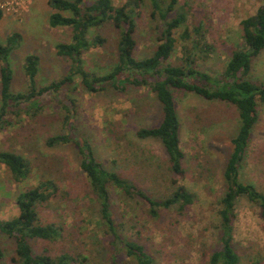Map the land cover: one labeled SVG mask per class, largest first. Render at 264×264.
I'll return each mask as SVG.
<instances>
[{
	"label": "rangeland",
	"instance_id": "1",
	"mask_svg": "<svg viewBox=\"0 0 264 264\" xmlns=\"http://www.w3.org/2000/svg\"><path fill=\"white\" fill-rule=\"evenodd\" d=\"M126 1L113 0V3L119 6ZM263 4L264 0H178L170 17L185 13L187 21L175 30L176 49L168 62L182 64L183 46L191 47L192 41L184 42L181 35L187 27L191 36L200 37L196 32L200 28L205 34L201 44L206 42L211 49L210 52L194 49L196 65L213 76L222 77L233 51L244 47L242 21L254 15ZM0 7L4 10L0 43L8 45L15 33L21 36L8 55L13 73L12 91H28L29 81L23 65L29 54L40 57V70L35 79L38 86L69 73L71 59L58 55L56 45L72 41L73 28L50 25L49 17L54 9L49 0H0ZM153 10L151 0H142L136 9L138 58L151 56L159 44L163 20ZM119 34L110 23L91 28V39L101 35L106 41L84 52L88 70L105 74L112 69L117 62ZM1 66L0 61V101ZM248 78L264 84V49L253 59ZM175 95L181 121V146L185 152V172L179 176V183L196 193L197 201L184 214L165 210L153 220L147 213V205L131 200L132 213L123 217L128 202L112 190L115 219L135 225L130 229L133 235L141 230V239L151 247L159 264H209L208 246L212 243V226L217 222L215 209L225 190L224 170L233 151L232 140L240 129V112L234 103L208 99L194 91H176ZM46 98L35 115L10 113L12 123L0 131V149L24 155L30 170L28 178L16 181L8 167L0 163V218L18 215L16 196L20 191L40 181L52 180L57 188L38 210L41 222L56 224L62 229V235L57 241L31 239L34 249L53 256L64 251L81 252L91 257V264H111L96 199L80 164L79 144L70 142L51 147L47 140L54 134L69 132L70 128L64 124L63 102L69 103L74 98V128L71 125L74 139L87 137L96 157L106 167L137 179L160 197L176 186L172 183L168 154L159 140L142 139L136 133L141 127H154L161 122L162 104L150 86L130 85L125 91L109 86L103 91L90 92L80 78L62 87L59 94L49 93ZM247 151L241 168L242 180L264 192L262 102L258 104V120ZM236 211L234 246L240 252L247 250L252 256H264V216L260 207L241 198ZM0 241L5 251L0 264H19L12 239L0 234ZM128 263L127 259L121 264Z\"/></svg>",
	"mask_w": 264,
	"mask_h": 264
},
{
	"label": "trees",
	"instance_id": "2",
	"mask_svg": "<svg viewBox=\"0 0 264 264\" xmlns=\"http://www.w3.org/2000/svg\"><path fill=\"white\" fill-rule=\"evenodd\" d=\"M142 0H127L116 6L113 0H49L54 9L49 17L53 27L71 26L72 41L56 45L58 55L71 59L70 71L60 79L44 86L35 82L40 70V57L29 54L24 61V72L28 77L27 92L11 90L13 73L8 65V55L11 49L20 42L21 36L15 33L8 45L0 43V61L2 96L0 101V131L12 123L9 114L29 116L37 114L46 102V95L58 93L65 85L80 78L83 86L90 92H99L107 87L125 91L128 86H150L162 104L163 117L154 127H141L137 136L142 139L159 140L168 154L170 172H172L173 190L158 197L148 186L129 175H123L118 170L106 167L95 155L94 147L85 136L74 139L75 99L69 103L63 102L65 109L64 124L69 132L54 134L48 138L49 146L76 142L79 144L81 167L85 171L93 195L95 196L99 214L102 219L105 243L109 249L108 260L111 264H159L151 247L141 239L140 232L133 235L127 220L118 222L115 219L113 191L120 193L122 199L128 202L124 216L132 213L129 202L135 200L147 205V213L154 220L161 216L162 211H175L184 214L197 201V194L187 186L179 183L183 176L185 152L181 146V121L177 111L176 91H194L208 99H218L237 105L240 112L241 124L233 138V151L224 170L225 190L219 198V207L215 209L217 222L213 224L212 243L208 246L209 264H264V256H252L249 251H238L234 246L236 205L239 199L247 198L257 204L264 216V192L255 185L245 182L241 177V168L247 155L249 141L254 125L258 120V104L264 103V84L249 80L248 74L252 69L253 59L264 49V4L258 11L242 21L244 47L233 51L222 77L213 76L198 68L194 57L198 48L210 52L211 45L205 40V34L196 28L200 37L191 36L186 27L181 37L184 42L190 40L192 45L184 44L182 64L174 65L171 59L177 44L175 30L186 24L187 15L180 13L170 17L176 8L178 0H151L153 13L163 20L159 36V44L149 57L138 58L137 48L136 9ZM69 13V14H66ZM4 10L0 7V20ZM113 24L119 30L117 43V62L105 74H97L84 65V52L93 46H101L106 39L101 35L93 39L89 37L91 28L104 24ZM72 125V126H71ZM68 131V128H67ZM0 163L5 164L16 181L28 178L30 170L26 157L12 150L0 149ZM52 180L40 181L20 191L16 196L19 213L10 219L0 218V234L12 239L15 244L16 259L19 264H91V257L81 252L63 253L53 256L37 252L31 244V239L57 241L61 238L62 229L54 223L44 224L40 220L38 206L49 201L56 189ZM113 190V191H112ZM209 230V229H208ZM105 255V258L107 256ZM5 251L0 241V259ZM103 262L104 260L101 259ZM109 262V261H108Z\"/></svg>",
	"mask_w": 264,
	"mask_h": 264
}]
</instances>
